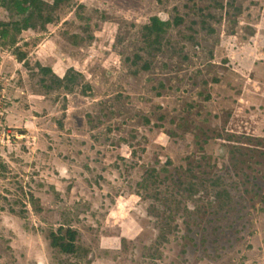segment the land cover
<instances>
[{
	"label": "rangeland",
	"instance_id": "374dc122",
	"mask_svg": "<svg viewBox=\"0 0 264 264\" xmlns=\"http://www.w3.org/2000/svg\"><path fill=\"white\" fill-rule=\"evenodd\" d=\"M0 264H264V0H44L0 37Z\"/></svg>",
	"mask_w": 264,
	"mask_h": 264
},
{
	"label": "trees",
	"instance_id": "16d2710c",
	"mask_svg": "<svg viewBox=\"0 0 264 264\" xmlns=\"http://www.w3.org/2000/svg\"><path fill=\"white\" fill-rule=\"evenodd\" d=\"M63 0H53L54 4L60 3ZM44 5V0H0V7L6 9L10 13V19L8 21L0 20V37L7 38L10 32L20 31L21 28H25L31 19L36 16ZM159 17H150L148 22L143 27V35L147 42L151 43V39L154 43L161 34L164 25H166ZM40 70L47 75L51 69L47 67H41ZM80 73L74 71V69H68L66 76L62 79H58V84L64 83L67 79L69 83H73L76 76ZM64 85V84H63ZM153 169L149 171L148 178L151 183H155ZM78 233L72 228L60 227L57 231H52L50 234V245L56 248L60 253L76 256L81 258V247L77 244Z\"/></svg>",
	"mask_w": 264,
	"mask_h": 264
}]
</instances>
